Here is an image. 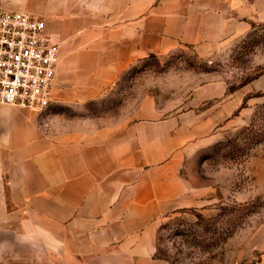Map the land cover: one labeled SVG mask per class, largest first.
<instances>
[{"label": "rangeland", "instance_id": "rangeland-1", "mask_svg": "<svg viewBox=\"0 0 264 264\" xmlns=\"http://www.w3.org/2000/svg\"><path fill=\"white\" fill-rule=\"evenodd\" d=\"M43 1L44 12H24L45 20L60 52L71 36L85 49L101 41V56L129 35L141 44L150 37L153 48L81 105L0 103V225L15 209L9 186L21 142L13 121L49 117L50 132L68 119L113 126L180 116L201 142L184 167L200 204L158 221L156 255L169 264H264V0ZM58 16L68 19L69 37Z\"/></svg>", "mask_w": 264, "mask_h": 264}, {"label": "crops", "instance_id": "crops-1", "mask_svg": "<svg viewBox=\"0 0 264 264\" xmlns=\"http://www.w3.org/2000/svg\"><path fill=\"white\" fill-rule=\"evenodd\" d=\"M41 1L0 0V11L44 12ZM56 22L69 37L68 19ZM88 44L64 39L51 104L95 98L139 50L153 48L150 37L141 44L133 35L120 37L111 56H101V41ZM179 117L113 126L68 119L50 132L42 123L49 117L13 121L21 144L9 186L13 217L0 225V264H169L155 253L158 221L198 206L201 195L184 175L201 142Z\"/></svg>", "mask_w": 264, "mask_h": 264}, {"label": "built area", "instance_id": "built-area-1", "mask_svg": "<svg viewBox=\"0 0 264 264\" xmlns=\"http://www.w3.org/2000/svg\"><path fill=\"white\" fill-rule=\"evenodd\" d=\"M61 41L43 18L0 11V103L43 110L53 100Z\"/></svg>", "mask_w": 264, "mask_h": 264}]
</instances>
